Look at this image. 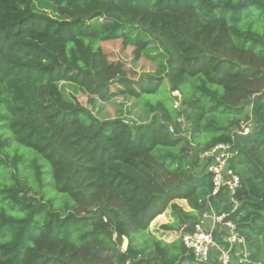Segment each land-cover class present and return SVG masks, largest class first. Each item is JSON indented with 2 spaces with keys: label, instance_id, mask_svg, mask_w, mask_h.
<instances>
[{
  "label": "trees",
  "instance_id": "16d2710c",
  "mask_svg": "<svg viewBox=\"0 0 264 264\" xmlns=\"http://www.w3.org/2000/svg\"><path fill=\"white\" fill-rule=\"evenodd\" d=\"M33 18L50 43L29 33ZM115 41L154 72L109 63L99 44ZM58 69L74 74V92L118 85L135 102L103 119L58 89ZM163 83L181 109L158 99L135 112ZM219 143L236 150L239 177L224 220L246 243L241 264H264V0H0V264H200L180 235L214 201L199 154ZM22 148L48 172L35 158L23 173ZM165 211L158 230L179 237L138 245ZM205 264L220 263L213 252Z\"/></svg>",
  "mask_w": 264,
  "mask_h": 264
},
{
  "label": "built area",
  "instance_id": "2783aa9c",
  "mask_svg": "<svg viewBox=\"0 0 264 264\" xmlns=\"http://www.w3.org/2000/svg\"><path fill=\"white\" fill-rule=\"evenodd\" d=\"M172 96V107L179 111L180 94L174 92ZM177 121L183 123L182 118H178ZM251 127L250 122L241 123L234 133L247 135ZM173 132V128L169 127V133L173 134ZM235 153L236 150L231 144L219 143L199 154V158L206 165L207 173L211 176V196L214 197V201L224 196L220 204L222 209L216 210L214 201L208 203L207 210L195 224L193 231L180 235L183 246L192 252L195 261L200 264L208 263L213 252L217 255V262L220 264H227L232 254L238 259V263H250L245 241L236 232L234 224L224 220L237 206L234 196L239 188V177L230 169V160ZM226 206L228 211L224 209ZM220 233L223 234L221 241L225 245L215 241V237Z\"/></svg>",
  "mask_w": 264,
  "mask_h": 264
},
{
  "label": "rangeland",
  "instance_id": "374dc122",
  "mask_svg": "<svg viewBox=\"0 0 264 264\" xmlns=\"http://www.w3.org/2000/svg\"><path fill=\"white\" fill-rule=\"evenodd\" d=\"M29 33L35 37V38H40L42 42L45 43H50L49 39L46 36V31L45 29L38 23V20L33 18L31 25H29ZM99 46L101 49L104 51V53L107 55L109 63H114L118 64L120 66H123L125 69L129 71L128 75L131 77H135L136 75H141V74H152L154 72V66L151 63L146 62L143 58H139V60L135 61L134 58L137 55V52L130 47H123L120 41H115V42H108V43H100ZM63 49H61L62 51ZM58 77L60 78L57 83V87L62 88L65 90L67 96L72 99V96L75 95L77 98L78 103L87 108L93 110V113L96 112L97 109L101 108V113L100 116H102L103 119H113L116 117V111H117V105L118 103H123L125 107H128L131 103L135 102V99L129 98L128 101L124 99L125 95H129L126 93L122 88H120L118 85H113L109 87V89L103 93H99V95H90V93H84L82 91L74 92L72 89V84H70V81L74 78V74L72 73H67L62 69H58L57 72ZM54 96L57 95V92L53 93ZM104 94H108L112 96V100L110 103H104L103 101L100 100L101 96ZM124 95V96H122ZM125 96V97H127ZM123 97V99H122ZM99 98V99H98ZM169 98V99H167ZM158 99H164L167 104H172V94L169 91V86L166 83H163L158 94L155 96H146L144 98H141L139 101V107L135 109V112L141 113L142 110L145 108L144 107V102H154ZM96 100L95 106L93 105V101ZM93 105V106H92ZM246 113L250 112L249 108H246ZM127 121H132L133 119L127 118ZM188 128V124H186L185 129ZM184 136L188 138V133H184ZM209 137H205L203 135H198L196 137V141L198 144L200 143L201 145L207 143L209 141ZM196 142V143H197ZM195 144V143H194ZM25 151H28L24 157L23 161L20 164V169L22 170L23 173L28 172V165L31 160H34L37 158L38 162L42 164L43 169L45 172H48V166L46 163L38 158L32 151L26 150L22 148ZM199 165H202L199 163ZM199 169V168H198ZM13 172L15 170L12 168L11 169ZM46 176V175H45ZM5 178L3 176L0 177V184L3 183ZM180 206L183 208H187L185 202H178ZM159 227V226H158ZM158 227H155V229H149L147 233L141 234L140 239L138 240V245L140 246H146L148 247V241L152 238L156 241H162L165 243L172 242L176 240L179 237V234L177 233H164L158 230ZM223 234L220 233L219 235L216 236V239L218 242H221V236ZM215 239V241H216ZM216 241V242H217ZM126 247V242L123 245Z\"/></svg>",
  "mask_w": 264,
  "mask_h": 264
},
{
  "label": "crops",
  "instance_id": "0c3cea01",
  "mask_svg": "<svg viewBox=\"0 0 264 264\" xmlns=\"http://www.w3.org/2000/svg\"><path fill=\"white\" fill-rule=\"evenodd\" d=\"M223 201V199H218L216 201H214V206L216 207V210H220L222 209L220 204ZM179 201H177L178 204ZM180 202H184V201H180ZM185 209V208H184ZM185 210H188V208H186ZM171 222V218L169 216V211H165L163 214L157 216L150 224L149 229H155V227L161 226L163 224H167Z\"/></svg>",
  "mask_w": 264,
  "mask_h": 264
}]
</instances>
